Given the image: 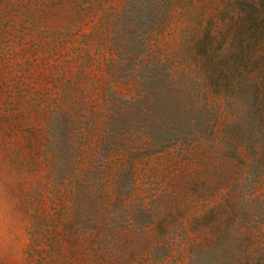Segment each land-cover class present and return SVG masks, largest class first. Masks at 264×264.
<instances>
[{
    "label": "rangeland",
    "instance_id": "obj_1",
    "mask_svg": "<svg viewBox=\"0 0 264 264\" xmlns=\"http://www.w3.org/2000/svg\"><path fill=\"white\" fill-rule=\"evenodd\" d=\"M0 264H264V0H0Z\"/></svg>",
    "mask_w": 264,
    "mask_h": 264
},
{
    "label": "clouds",
    "instance_id": "obj_2",
    "mask_svg": "<svg viewBox=\"0 0 264 264\" xmlns=\"http://www.w3.org/2000/svg\"><path fill=\"white\" fill-rule=\"evenodd\" d=\"M14 180L7 169H0V228L10 227L15 221L18 212Z\"/></svg>",
    "mask_w": 264,
    "mask_h": 264
}]
</instances>
